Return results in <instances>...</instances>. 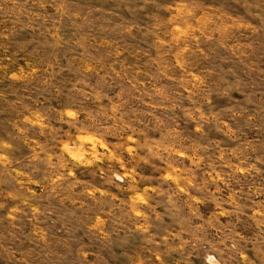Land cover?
Masks as SVG:
<instances>
[{
    "label": "rangeland",
    "instance_id": "obj_1",
    "mask_svg": "<svg viewBox=\"0 0 264 264\" xmlns=\"http://www.w3.org/2000/svg\"><path fill=\"white\" fill-rule=\"evenodd\" d=\"M0 264H264V0H0Z\"/></svg>",
    "mask_w": 264,
    "mask_h": 264
}]
</instances>
